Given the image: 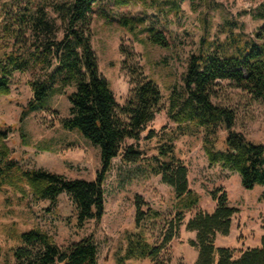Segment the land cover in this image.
Returning <instances> with one entry per match:
<instances>
[{
  "label": "rangeland",
  "instance_id": "rangeland-1",
  "mask_svg": "<svg viewBox=\"0 0 264 264\" xmlns=\"http://www.w3.org/2000/svg\"><path fill=\"white\" fill-rule=\"evenodd\" d=\"M10 1L0 0V58L16 47L13 25L6 14ZM263 1L97 0L91 12L92 45L117 101L123 104L139 80L150 78L161 88V110L139 140L124 143V147L138 149L141 160L123 163L120 157L113 159L105 180V214L99 222L91 220L78 227L76 208L67 193L52 204L35 199L27 185L22 192L5 184L0 191V264H15L14 250L21 243V232L34 227L47 231L63 246L92 236L99 249L98 264H156L150 258L123 259L129 234L136 231L159 245L179 210L184 219L159 259L164 264H196L198 251L190 244L196 231L189 230L187 223L200 211L214 210L215 190L226 191L230 204L238 209L230 233L218 234L217 245L236 253L260 246L264 186L248 190L237 172L209 162L204 139L209 136L216 148L224 149L227 132L223 126L211 132L192 123L178 124L168 116L167 107L174 86L181 88L192 54L203 46L217 47L230 28L254 33L264 26V18L256 16ZM156 31L164 33L166 46L151 40ZM32 78L30 70H14L10 94L0 95V145L9 148L0 165L14 160L21 169L43 168L68 178L94 179L101 168L100 147L62 124L70 115L68 96L75 85L55 84L39 107L29 111ZM215 89V102L236 111L234 129L264 144V102L231 80H218ZM150 131L152 137L147 136ZM172 158L187 165L189 186L200 196L192 209L181 208L174 188L152 172V165ZM136 195H141L148 211L139 225L135 223Z\"/></svg>",
  "mask_w": 264,
  "mask_h": 264
},
{
  "label": "trees",
  "instance_id": "trees-1",
  "mask_svg": "<svg viewBox=\"0 0 264 264\" xmlns=\"http://www.w3.org/2000/svg\"><path fill=\"white\" fill-rule=\"evenodd\" d=\"M96 2L11 0L6 14L13 25L11 32L16 47L0 58V95L10 94L14 70H30L34 75L29 81L33 90L26 106L29 111L39 107L55 84H74L75 90L68 96L70 115L62 124L98 145L101 155V168L94 179L68 178L43 168L21 169L16 161L10 160L0 165V191L8 184L23 192L27 185L35 199L52 204L67 193L75 205L76 224L80 228L91 220L102 219L106 208L105 180L113 159L120 157L123 163L141 160L140 151L133 145L124 147V143L128 139L139 140L163 104L161 88L150 78L139 80L123 104L117 101L99 69L92 45L91 12ZM256 14L264 18V1ZM151 40L168 44L162 31L154 32ZM203 47L190 56L181 88L174 86L168 116L178 124L192 123L211 132L223 126L227 132L224 149L216 148L209 136L204 139L209 162L237 172L248 190L264 186V144L249 140L235 130V109L214 100L218 80H231L254 99L264 102V26L254 33L230 28L225 41L217 47ZM153 135L150 131L147 136ZM8 153L9 148L0 145V160ZM151 169L174 188L181 208L197 206L200 196L189 186V169L185 163L172 158L158 161ZM212 196L216 201L214 210L200 211L187 223L189 230L196 231V238L190 240L198 251L196 264H264V234L260 246L239 253L217 245L218 234L230 233L238 209L230 204L226 191L215 190ZM144 204L141 195H136V225L146 218L148 211ZM183 219V211L179 210L159 245L150 243L136 231L130 232L123 259L150 258L156 264H164L159 259L162 250L174 238ZM20 240L14 250L15 264H98L99 249L92 236L63 246L47 231L34 227L21 232Z\"/></svg>",
  "mask_w": 264,
  "mask_h": 264
}]
</instances>
